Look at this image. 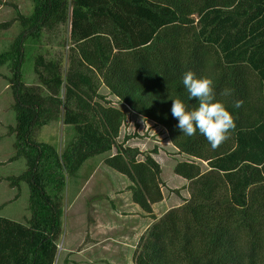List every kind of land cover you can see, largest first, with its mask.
<instances>
[{
	"label": "trees",
	"instance_id": "16d2710c",
	"mask_svg": "<svg viewBox=\"0 0 264 264\" xmlns=\"http://www.w3.org/2000/svg\"><path fill=\"white\" fill-rule=\"evenodd\" d=\"M30 1V14L9 3L14 17L0 24L18 29L0 53V69L9 71L5 79L14 101L10 161L26 164L6 180L11 188L27 186L30 211L25 223L0 215V264H54L68 178L91 158L114 150L105 164L130 181L133 203L156 219L152 207L164 199L162 169L152 156L157 150L119 144L128 111L168 132L187 158L174 173L198 183L185 207L187 226L162 221L143 240L137 264H171L163 253L167 234L182 237L189 264H264V0ZM67 24V56L36 53L37 83L26 84L27 43L33 42L34 51ZM187 71L211 77L216 100L235 117V131L215 150L199 131L182 134L172 116L174 99L198 107L183 85ZM226 88L231 95L221 96ZM237 101H243L239 108ZM62 114L75 135L60 153L35 134ZM241 232L249 248L237 240Z\"/></svg>",
	"mask_w": 264,
	"mask_h": 264
},
{
	"label": "rangeland",
	"instance_id": "374dc122",
	"mask_svg": "<svg viewBox=\"0 0 264 264\" xmlns=\"http://www.w3.org/2000/svg\"><path fill=\"white\" fill-rule=\"evenodd\" d=\"M10 2L16 4L23 13H31L33 5L30 0H0V24L14 17L13 8L8 5ZM69 31L70 26L67 24L54 40L45 39L34 51V45L33 48L29 47L33 42L27 43L23 67L26 84L37 83L34 73L36 53L49 54L50 58L67 56ZM17 33L15 25L8 30L0 29V53L7 49ZM8 75L6 67L0 69V215L25 223L30 218L28 188L25 184L20 189L11 188L6 180L20 175L26 169L24 160L10 161L15 151L14 137L10 135L9 127L15 124V113L12 108L13 95L5 79ZM100 93L118 106L104 88ZM74 135L73 128L64 124L62 114L58 122L38 130L35 137L40 142L56 146L61 153ZM118 142L144 153L157 150V154L152 156L162 169L164 199L152 207L156 219L133 203L131 192L127 189L130 181L105 164L106 158L114 154L115 150L91 158L76 175L68 178L64 194L63 234L58 242L54 264H62L65 259L69 260V264H137L143 240H149V234L156 233L155 228H161L162 221L172 220L177 228L184 229L187 226L189 210L185 207L192 189L198 183L187 182L174 173L176 164L187 158L178 154L168 132L162 126L128 111V119L121 129ZM139 158L143 159L142 156ZM202 168L207 169L206 163ZM248 239L247 234L237 233V240L244 243L246 248L250 247ZM183 241L182 237L175 234L165 237L163 253L171 264H189L184 256ZM263 252L261 250L259 255H263ZM255 260L262 262L260 257H255Z\"/></svg>",
	"mask_w": 264,
	"mask_h": 264
},
{
	"label": "clouds",
	"instance_id": "9594fccd",
	"mask_svg": "<svg viewBox=\"0 0 264 264\" xmlns=\"http://www.w3.org/2000/svg\"><path fill=\"white\" fill-rule=\"evenodd\" d=\"M183 85L189 93V99L196 98L198 107L190 109L181 99L172 100L171 113L178 120L176 127L185 136L191 137L199 131L215 150L230 139L236 129L235 117L227 110L225 103L216 100L214 80L211 77H197L193 71L183 75ZM221 96L231 95L230 89H224ZM243 101H237L239 108Z\"/></svg>",
	"mask_w": 264,
	"mask_h": 264
},
{
	"label": "crops",
	"instance_id": "0c3cea01",
	"mask_svg": "<svg viewBox=\"0 0 264 264\" xmlns=\"http://www.w3.org/2000/svg\"><path fill=\"white\" fill-rule=\"evenodd\" d=\"M11 3V2H10ZM14 4V3H13ZM16 5V4H15ZM12 7V6H11Z\"/></svg>",
	"mask_w": 264,
	"mask_h": 264
}]
</instances>
